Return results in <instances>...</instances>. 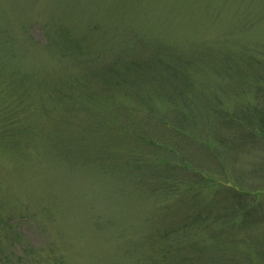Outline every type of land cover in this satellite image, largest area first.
Returning a JSON list of instances; mask_svg holds the SVG:
<instances>
[{
  "label": "rangeland",
  "instance_id": "374dc122",
  "mask_svg": "<svg viewBox=\"0 0 264 264\" xmlns=\"http://www.w3.org/2000/svg\"><path fill=\"white\" fill-rule=\"evenodd\" d=\"M263 125L264 0H0V264H264Z\"/></svg>",
  "mask_w": 264,
  "mask_h": 264
},
{
  "label": "trees",
  "instance_id": "16d2710c",
  "mask_svg": "<svg viewBox=\"0 0 264 264\" xmlns=\"http://www.w3.org/2000/svg\"><path fill=\"white\" fill-rule=\"evenodd\" d=\"M190 80L191 79H189L187 76H185L184 77V83L186 84V85H188V87H192L191 86V84H189V82H190ZM225 114L226 115H224L223 114V117H226L229 121H228V124L229 125H232V126H230V127H227V129H229V128H233V131H232V133H233V135H234V138L235 139H237L240 143H249V145L251 146V143H253L255 140V137L253 138V139H251V138H249V136H248V133L246 132V133H244L245 132V130H244V132H243V129L242 128H245V129H247V127L246 126H244V123H242L241 122V119L239 118L241 115H245L246 117H248V115H246V114H248V113H245V114H240V113H238V112H235V113H233V114H229V112H225ZM242 125V126H241ZM234 129H235V131H236V133L234 134ZM263 129H264V125H263ZM208 130H211L212 131V128H208ZM184 133V132H183ZM187 134V133H186ZM211 137V136H210ZM212 138V137H211ZM261 142H263V144H264V131H263V141L261 140V139H259ZM216 146L215 147H211V146H209V144L207 145L206 144V148H209V149H207L208 151H209V153H215V157H213L214 159L215 158H218L219 156H221L222 154H223V152L224 151H227L226 150V148H225V146H224V144H225V139L220 135V134H218L217 135V138H216ZM218 145H220L221 147H222V149L223 150H219L218 149ZM221 162V161H220ZM224 162V161H223ZM225 163V162H224ZM259 165V164H258ZM224 167V166H223ZM187 169H189V167L188 168H186L185 169V171H187ZM226 169V168H225ZM218 170H219V168H218ZM188 171H190V169L188 170ZM216 172H218V174H215ZM213 174H214V176H215V178L214 179H211V177H213V176H211V173L210 172H206V173H204V172H200V171H198V170H194V171H192L191 170V175H194L195 176V183H193V184H191V186H186V188H188V187H191V188H193V189H195V190H197V191H200L202 188H205V190H208V189H210L211 190V192H213V193H218V192H220V191H223L224 192V190L225 189H222V188H228V189H230L228 186H229V184H228V181H230V185L231 186H234L235 187V184L237 183V182H241V181H239L238 180V178L237 177H235L234 179H232V178H221V176H219L220 174H223V173H221V172H219V171H213ZM260 174V176H259V179L261 178L262 180H263V172L262 173H259ZM207 175H209V176H207ZM261 182H263V181H261ZM260 186H263V188H264V185H262V184H260ZM259 188V187H258ZM231 190V189H230ZM225 191H227V190H225ZM254 193H256L255 194V197H256V195L257 194H262L263 193V189H262V187H260L259 189H256L255 191H254ZM255 197H254V202H256V200H255ZM251 201H252V199H250ZM258 204H261V201L258 203ZM239 203H237L235 206H233V207H235V209L236 208H239ZM241 207V209H242V205L240 206ZM230 208V207H229ZM228 207H225V208H217V210H216V213H215V217H216V219L217 220H220L219 219V217H218V213H220V212H228L230 209H232V208H230L229 209ZM240 209V210H241ZM239 212V211H238ZM238 212L237 213H235L234 215H233V217H232V220L234 221L233 223H235V224H237V226H238V223L235 221V217H236V215L238 214ZM206 217H209V214L208 215H206ZM215 219V218H214ZM208 220V221H207ZM209 222V219L207 218H205V219H203V223H205V222ZM257 222V220H254L253 222H251L250 224H252V223H256ZM249 224V225H250ZM256 224H260L259 223V221L256 223ZM248 225V226H249ZM247 226V227H248ZM197 228H198V226L197 227H194V230H197ZM238 228H239V226H238ZM226 228H224V227H222L221 228V230L222 231H224ZM241 228H239V230H240ZM215 236V235H214ZM193 237L194 238H197L196 237V235L194 234L193 235ZM213 239H215V238H211L210 240H213ZM209 240V241H210ZM217 240V239H216ZM218 241V240H217ZM256 244L257 243H259V239H256L255 241H254ZM204 245H206V244H204ZM260 260H263V255H261L260 257ZM179 262V260L176 262V263H178Z\"/></svg>",
  "mask_w": 264,
  "mask_h": 264
}]
</instances>
